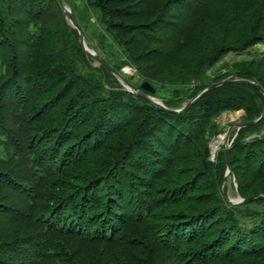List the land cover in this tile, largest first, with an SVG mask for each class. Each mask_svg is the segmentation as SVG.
<instances>
[{
  "label": "trees",
  "instance_id": "16d2710c",
  "mask_svg": "<svg viewBox=\"0 0 264 264\" xmlns=\"http://www.w3.org/2000/svg\"><path fill=\"white\" fill-rule=\"evenodd\" d=\"M65 1L90 48L166 107L89 55L59 0H0V264H264V199L230 198L264 194V117L241 125L264 110V51L206 76L264 44V0H79L88 31ZM229 75L260 88L172 110ZM238 110L222 194L210 141Z\"/></svg>",
  "mask_w": 264,
  "mask_h": 264
},
{
  "label": "rangeland",
  "instance_id": "374dc122",
  "mask_svg": "<svg viewBox=\"0 0 264 264\" xmlns=\"http://www.w3.org/2000/svg\"><path fill=\"white\" fill-rule=\"evenodd\" d=\"M65 1V0H64ZM71 4H73V7H75V12H76V16L79 19L80 22H84V26L86 27L87 31L92 27H94L92 20L95 21L94 15L93 13H88L85 12L83 10H78V8H82V3L81 1H77V0H71L70 2ZM66 6L72 11V6L69 4V2L65 1ZM77 7V8H76ZM73 12V11H72ZM67 17V16H66ZM69 19V18H68ZM69 23H72L70 20H68ZM88 22V23H87ZM73 24V23H72ZM74 26V25H73ZM91 32V31H90ZM93 33L91 32V35ZM96 37L97 35L93 34V37L90 38L91 41L94 43V45H96ZM90 47V46H89ZM264 51V44H257L255 46H253L251 49H249L248 51L241 53V54H234V53H229L228 55H226L224 57V59L219 62L215 67H213L212 69H209L207 71L206 76L208 78H212L216 75H219L229 69H231V64H233L234 62L237 61H242L244 59H250L252 57H256L259 54H261ZM95 65H97V63H94ZM228 64V65H227ZM227 65V66H226ZM123 72L125 74L131 75L133 72V69L131 67H127L125 66L123 68ZM125 77V76H124ZM228 77H232L231 75H229ZM226 77V78H228ZM126 78V77H125ZM225 79V78H224ZM122 81L123 84H125L126 88L129 89L130 87L128 86L127 83H125V81H123L122 79H120ZM135 82H137L139 85H141V83L143 82L138 75L134 77ZM199 81H197L196 79H193L191 82L192 86H195L196 84H198ZM130 90V89H129ZM134 92V91H133ZM165 91H162V93H164ZM153 99H155L156 101H160L162 102L161 99L152 96ZM163 103V102H162ZM186 105V104H185ZM245 117V112L244 110H238V111H230V112H224L222 113L220 116L217 117L216 119V123L220 126V128L218 129L217 133L215 135H213L210 144H212L214 141L219 142V140H222V142L219 143L218 150L221 149V147H224L223 144V140L225 139L226 133L227 131L224 130V128H230V133H229V142L232 138V133L234 131V129L237 127V123H240L241 120ZM255 135V134H254ZM223 136V137H222ZM223 139H222V138ZM217 150V151H218ZM212 160H215V157L211 156ZM230 198L232 199L233 202L240 200V197L237 195H234L232 193V191L230 192ZM242 199V198H241Z\"/></svg>",
  "mask_w": 264,
  "mask_h": 264
},
{
  "label": "water",
  "instance_id": "95a60500",
  "mask_svg": "<svg viewBox=\"0 0 264 264\" xmlns=\"http://www.w3.org/2000/svg\"><path fill=\"white\" fill-rule=\"evenodd\" d=\"M60 3H61V6L63 8V11L64 13L67 15V17L69 18V20L73 23L74 27H76L80 33V36H81V42L86 50V52L91 55L93 58H95L97 61H99L100 63L106 65L107 67H109L110 69H112L115 73H117V75L120 77V79H122L123 81H125V83L128 84V86L130 87L129 89L131 91H134L136 93H138L139 95H141L142 97H144L145 99H150L152 100L154 103L158 104L159 106H162V107H166L164 103L160 102V101H156L155 99H153V97L151 95H147L145 93H143L141 91V89H144L146 91H149L151 93H154L155 92V87L147 80L143 81L140 85V89L139 88H136L134 85H132L125 77L124 75H122L121 73H118L117 71L114 70L113 67H111L104 59L103 57H101L99 54H97L93 49H91L86 41V38H85V35L75 17V15L73 14V12L66 6L65 4V1L64 0H59ZM231 81H236V82H248V83H252L254 84L255 86L259 87L260 86L251 81V80H248V79H240V78H236V79H233L231 77H228V78H225L219 82H216V83H213L207 87H205L204 89H202L197 95H195L192 99H190V101L184 105L183 107L181 108H175V109H172L174 111H183L187 108H189V106L195 101L197 100L199 97H201L203 94H205L207 91L209 90H212L222 84H225L227 82H231ZM263 92L264 90L262 88H260ZM264 117V110L262 112V114L252 120V121H249V122H246L244 124H241V125H246V124H253V123H256L258 122L260 119H262ZM225 131H227L226 133V136H225V139L223 140V144H224V149H225V152H226V156H227V172L225 174V177L221 183V193L224 194V186H225V183L228 179V177L230 176L231 174V171H232V167H231V163H230V155H229V149H230V142H229V133H230V128H224ZM222 142V141H221ZM220 147V146H219ZM210 148H211V155L212 157H215V154L217 152L218 149H213L212 147V144H210ZM255 198H262L264 199V194H256V195H253V196H250V197H247V198H242L238 201H235L233 203H244V202H249Z\"/></svg>",
  "mask_w": 264,
  "mask_h": 264
},
{
  "label": "bare ground",
  "instance_id": "6f19581e",
  "mask_svg": "<svg viewBox=\"0 0 264 264\" xmlns=\"http://www.w3.org/2000/svg\"><path fill=\"white\" fill-rule=\"evenodd\" d=\"M223 137V136H222ZM221 137V138H222ZM223 139V138H222ZM222 140H219V142H216V141H214L213 143H212V147H213V149H218V147H219V143L221 142Z\"/></svg>",
  "mask_w": 264,
  "mask_h": 264
}]
</instances>
